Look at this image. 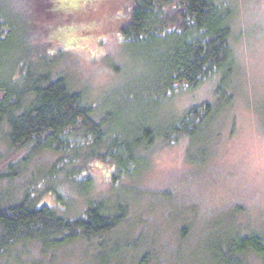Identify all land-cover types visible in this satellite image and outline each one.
<instances>
[{"label":"trees","instance_id":"obj_1","mask_svg":"<svg viewBox=\"0 0 264 264\" xmlns=\"http://www.w3.org/2000/svg\"><path fill=\"white\" fill-rule=\"evenodd\" d=\"M28 1L7 0L22 6ZM73 1L36 0L40 7L35 10L56 22L63 14L84 16ZM110 2L101 21L120 35L125 47L133 51L134 61L146 64L140 76L129 74L123 93H118L121 98L96 104L87 91L74 90L66 77L54 73L56 59L66 50L55 38L57 31L64 34L59 26L40 30L41 38L47 39L41 48L35 41L40 31H35L34 21V27L16 42L6 12L0 10V134L9 151L4 160L0 154V186L7 189L18 176L19 171L12 168L27 161L23 155L46 152L58 157L47 177L22 188L21 196L12 195L9 188L0 191V259L21 244L40 243L47 253L116 231L127 218L128 204L123 198L91 197V163L110 165L113 189L122 191L121 186L129 182L122 187L130 191L134 189L130 184L137 183L141 170L149 166L150 150L159 141L164 145L193 141L207 122L233 104L230 88L237 68L231 42L233 0ZM33 16L32 12L29 18L34 20ZM97 29L90 34L102 32ZM85 31H73L74 37L66 34L74 41L81 33L89 34ZM53 46L57 47L54 53L50 52ZM217 78L219 107L212 102L192 106L163 131L149 115L136 120L138 109L157 114L176 96ZM6 168L9 174L4 173ZM81 200L83 207L70 214L71 206ZM221 252V257H214L218 264H244L240 257L248 252L264 264V237L254 233L231 239L225 255V250Z\"/></svg>","mask_w":264,"mask_h":264},{"label":"rangeland","instance_id":"obj_2","mask_svg":"<svg viewBox=\"0 0 264 264\" xmlns=\"http://www.w3.org/2000/svg\"><path fill=\"white\" fill-rule=\"evenodd\" d=\"M35 1L22 6L0 0V10L6 12L14 31V41L34 23L37 33L59 26L64 34L57 31L61 37L55 38L66 50L56 59L54 73L66 77L74 90L87 91L91 103L121 98L118 93H123L129 74L137 77L145 71L141 66L146 61H134L133 51L125 47L120 35L109 31L110 25L101 21L110 0H72L79 3L85 15L63 14L57 22L42 10H35L40 7ZM32 2L35 8H31ZM233 7L231 42L237 68L230 88L234 101L229 110L207 122L193 141L182 139L175 145L159 141L150 150V164L141 170L140 180L130 184L136 190H123L129 182L121 186L122 191L113 189L112 167L98 161L91 163V197L123 198L128 204L127 218L116 231L47 253L40 243L21 244L0 259V264H142L143 260L145 264H218L215 255L221 257L222 249L225 255L231 239L254 233L264 237V0H233ZM30 8L34 20L29 18ZM79 28L84 32L87 29L89 34L81 33L69 41L67 34L74 37L71 34ZM97 28L102 32L90 34ZM41 31L35 40L40 48L47 41L41 38ZM56 48L53 46L50 52ZM218 79L176 96L157 114L138 109L135 118L140 122L149 115L163 131L192 106L212 102L219 107L222 100L215 96ZM4 142L0 134L1 160L9 153ZM23 156L27 161L15 163L12 168L19 171L18 176L7 189L0 186V191L9 188L12 195L21 196L22 188L40 177L45 179L58 159L46 152ZM4 173L10 172L6 168ZM71 207L70 214L77 213L83 207L82 200ZM240 260L262 264L252 252Z\"/></svg>","mask_w":264,"mask_h":264}]
</instances>
